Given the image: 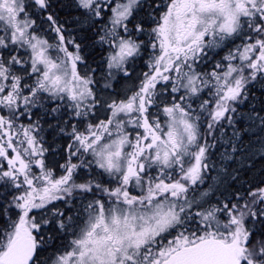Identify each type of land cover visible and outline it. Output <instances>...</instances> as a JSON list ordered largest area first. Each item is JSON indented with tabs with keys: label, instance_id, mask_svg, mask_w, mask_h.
Instances as JSON below:
<instances>
[{
	"label": "snow or ice",
	"instance_id": "obj_1",
	"mask_svg": "<svg viewBox=\"0 0 264 264\" xmlns=\"http://www.w3.org/2000/svg\"><path fill=\"white\" fill-rule=\"evenodd\" d=\"M0 264H264V0H0Z\"/></svg>",
	"mask_w": 264,
	"mask_h": 264
}]
</instances>
